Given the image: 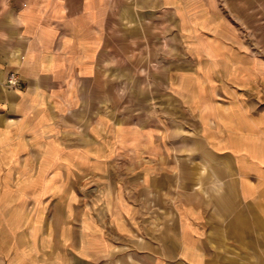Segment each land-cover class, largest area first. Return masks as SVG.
<instances>
[{"label":"crops","instance_id":"1","mask_svg":"<svg viewBox=\"0 0 264 264\" xmlns=\"http://www.w3.org/2000/svg\"><path fill=\"white\" fill-rule=\"evenodd\" d=\"M138 65L178 67L175 111L121 106ZM263 240L264 0H0V264H220Z\"/></svg>","mask_w":264,"mask_h":264},{"label":"rangeland","instance_id":"2","mask_svg":"<svg viewBox=\"0 0 264 264\" xmlns=\"http://www.w3.org/2000/svg\"><path fill=\"white\" fill-rule=\"evenodd\" d=\"M153 26H156V23H153ZM155 28V27H154ZM154 52V62L159 61L160 59H156L155 51ZM256 51L254 50V53ZM172 53L174 51H169L168 58L173 56ZM156 57V58H155ZM178 67L173 66H161V65H148V66H136L134 69H132V73L134 76L131 81H121L116 82L114 85V89H120L122 97L121 99V106L127 107L130 105V101L133 104V107H136L138 112H144V111H152V112H160L162 108L168 109L171 112L175 111V105L172 104L170 97L168 99L162 98L159 95H157V91L171 89L172 85L171 83L166 82L165 75L167 74V70L169 69V73H172V70H176ZM113 67L106 68V73H120L121 77H125V74L130 73L128 67H120L118 71H116ZM10 73V72H9ZM8 73V74H9ZM15 73V72H14ZM7 74V75H8ZM17 75V73H15ZM18 76V75H17ZM136 79L134 80V78ZM140 78H145V80H140ZM19 80V79H18ZM6 83H7V77H6ZM110 85V88H113V83H108ZM8 85V84H7ZM131 91V92H130ZM128 93H133L134 96L132 98H129L127 95ZM136 94V95H135ZM113 99H105V105L111 106ZM168 101V103H166ZM205 164L207 163H198ZM228 167H225V169ZM44 180V178H42ZM67 181V179H66ZM66 184V182H65ZM64 184V185H65ZM170 191L169 194L175 193V184H169ZM172 188V189H171ZM63 193H58L57 195H54L56 200L61 201L63 200ZM48 198V203L49 199ZM46 202V203H47ZM54 212L51 210V213ZM157 213V211H154V215ZM166 215V211H164ZM174 210L168 209V216H173ZM239 244V245H238ZM226 259H223V261L220 264H264V240L259 242H246V243H227L226 246Z\"/></svg>","mask_w":264,"mask_h":264},{"label":"built area","instance_id":"3","mask_svg":"<svg viewBox=\"0 0 264 264\" xmlns=\"http://www.w3.org/2000/svg\"><path fill=\"white\" fill-rule=\"evenodd\" d=\"M18 83V77L14 72H10L7 75V84L9 86H15Z\"/></svg>","mask_w":264,"mask_h":264}]
</instances>
